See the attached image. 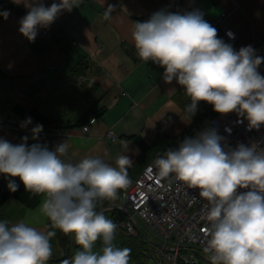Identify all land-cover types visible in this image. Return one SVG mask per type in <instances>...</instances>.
<instances>
[{
	"label": "clouds",
	"instance_id": "1",
	"mask_svg": "<svg viewBox=\"0 0 264 264\" xmlns=\"http://www.w3.org/2000/svg\"><path fill=\"white\" fill-rule=\"evenodd\" d=\"M28 9L19 32L34 41L38 29H47L63 11L79 7L82 0H59L45 6L43 0H12ZM9 12L0 11L7 19ZM229 38L234 33L227 32ZM132 39L140 60L164 68L163 79L183 86L191 119L200 101L220 114L235 113L247 120L248 130L264 126V57L252 45L234 49L218 36L217 29L199 9L183 13L158 10L133 26ZM243 123V120H239ZM32 124L27 117L21 128ZM43 130L29 131L35 140ZM231 132L230 128L225 129ZM19 144L0 138V174L10 192L19 177L27 192L44 194L41 212L64 234H73L79 248L64 264H130L131 249L115 243L117 224L100 207L114 202L131 184L128 169L133 160L119 155L114 165L101 155H86L73 163L63 159L67 141L49 150L46 145ZM225 137L214 127L177 146L155 160L160 178H171L190 190L198 189L191 202L204 201L207 221L204 253L210 264H264V144L225 146ZM53 230H41L24 220L0 219V264H48L54 250ZM97 241L100 249L95 250Z\"/></svg>",
	"mask_w": 264,
	"mask_h": 264
},
{
	"label": "crops",
	"instance_id": "2",
	"mask_svg": "<svg viewBox=\"0 0 264 264\" xmlns=\"http://www.w3.org/2000/svg\"><path fill=\"white\" fill-rule=\"evenodd\" d=\"M53 2L59 0H43L45 6ZM161 9L174 13L199 9L209 23L226 12L238 39L233 42L221 29H217L218 36L236 50L252 45L264 57V0H82L79 7L63 11L47 29H38L34 41L19 32V21L28 11L24 4L0 0V11L9 12L7 19L0 16V114L19 122L32 118L27 128L20 123L0 125V138L19 144L27 136L28 145L40 143L49 150L67 141L68 154L62 158L73 163L92 154L114 165L119 155L126 154L136 174L155 151L165 153L175 146L172 140L197 131L199 120L214 111L212 106L200 101L189 123L185 106L190 97L183 86L175 79L165 82L163 67L140 60L132 39L134 24ZM44 30L50 35L44 36ZM259 70L263 75L264 63ZM83 85L95 86L94 92L86 94ZM96 103L102 114L88 117ZM87 122L91 127L84 132ZM37 123L47 136L39 134L34 140L29 130ZM109 130L119 139L112 141ZM160 134L169 140L153 150ZM12 179L22 184L19 177ZM6 185L0 174V186L8 190ZM44 200L43 194L31 207L11 197L1 212L11 222L24 220L41 230L55 231L50 261L64 264L79 245L73 234L62 233L43 215ZM106 215L110 218L112 212ZM100 247L97 241L95 250ZM130 264L140 263L132 258Z\"/></svg>",
	"mask_w": 264,
	"mask_h": 264
},
{
	"label": "built area",
	"instance_id": "3",
	"mask_svg": "<svg viewBox=\"0 0 264 264\" xmlns=\"http://www.w3.org/2000/svg\"><path fill=\"white\" fill-rule=\"evenodd\" d=\"M210 24L223 30L226 36L231 30L234 38L227 37L233 42L237 41L238 33L230 26L226 12ZM43 34L50 35L47 30H44ZM73 44H76V41H73ZM239 120H243V123H239ZM18 123L20 122L17 119L0 114V125L13 127ZM90 125V122L83 125L84 132H89ZM197 127L193 136L206 128L214 127L218 134L225 137V146L230 148H235L238 143L264 144V126L259 130H248L247 120L235 113L211 112L199 120ZM226 127L231 129L230 133L225 131ZM39 134L47 136L44 130ZM108 135L112 141L119 139L113 130H109ZM164 154L149 161L122 192L121 197L126 201V205L119 204L117 209L123 211L126 216H118L116 224L124 233L144 236L149 245L145 254L154 259L156 264H210L207 254L203 251L208 226L202 214L204 201L191 202L192 195L198 196V189L188 190L174 179L159 177L154 162ZM138 219L159 242L146 236L139 227Z\"/></svg>",
	"mask_w": 264,
	"mask_h": 264
},
{
	"label": "trees",
	"instance_id": "4",
	"mask_svg": "<svg viewBox=\"0 0 264 264\" xmlns=\"http://www.w3.org/2000/svg\"><path fill=\"white\" fill-rule=\"evenodd\" d=\"M59 37V35L55 34V36L53 37L54 39H57ZM51 47V45L48 46V48ZM75 72L77 74L81 73V69L80 68H75L74 69ZM83 90L86 92V94L90 95L94 92L95 90V86L90 88L87 85H83ZM103 109H101L98 106V103L94 104L91 106V110L89 113L88 117H92L95 115H101L102 114ZM215 112V111H213ZM195 132H192L188 135H183L180 138H177L175 140H172L173 143L175 144V146H177V144L183 140L185 137H192ZM167 140L166 142H168V138L166 139L164 136H161V134L156 138V140L153 143V147L155 150V147L157 145H160L162 143H165L164 141ZM174 146V147H175ZM166 147V146H165ZM162 151V150H160ZM163 154L162 152H157L156 151L147 159H145L140 167V169L137 171L136 174H134L133 169L130 168V170H128V174L131 178V182L133 179H135L139 173L141 172V170L144 168V166L153 158L159 156ZM123 192V191H122ZM122 192L119 194V196H121ZM43 194H38V195H33L30 192H27L24 188L23 182L22 184L18 187L16 192H9L8 190L4 189L3 187L0 186V219H6L1 210L2 207L4 206V204L8 201V199H10L11 197L17 198L18 200H20L21 202H23L24 204L34 207L36 206L39 202L40 199L42 197ZM110 202L109 201H104L101 205V207L103 206H107ZM100 207V208H101ZM104 214L106 215V212H104ZM120 215H125L123 211L118 210V209H114L112 212V215L110 217V219H112L115 223H116V219L118 216ZM107 216V215H106ZM100 243V242H99ZM115 243L118 246L121 247H127L131 249V257L134 258L136 261H138L140 264H146L147 261L150 259V257H148L145 252L149 249V245L145 240V237L142 235H129L127 233H124L123 231H121L118 227H117V231H116V240ZM48 264H57V262L55 261H49ZM183 264V263H181Z\"/></svg>",
	"mask_w": 264,
	"mask_h": 264
},
{
	"label": "rangeland",
	"instance_id": "5",
	"mask_svg": "<svg viewBox=\"0 0 264 264\" xmlns=\"http://www.w3.org/2000/svg\"><path fill=\"white\" fill-rule=\"evenodd\" d=\"M113 203V202H112ZM114 203H119V204H124V205H126L125 203H126V201L121 197V196H119L118 197V199L116 200V202H114ZM113 203V204H114ZM111 212H113V210L112 211H108V214L109 215H111ZM123 216V218H125V216L126 215H122ZM138 224H139V227L142 229V231L146 234V236L147 237H149V238H151V240H153V241H156V242H159L154 236H153V234L146 228V226L144 225V223L140 220V219H138ZM148 262H154V260L152 259V258H150L149 260H148Z\"/></svg>",
	"mask_w": 264,
	"mask_h": 264
},
{
	"label": "water",
	"instance_id": "6",
	"mask_svg": "<svg viewBox=\"0 0 264 264\" xmlns=\"http://www.w3.org/2000/svg\"><path fill=\"white\" fill-rule=\"evenodd\" d=\"M118 206L116 204H111V205H108V206H103L100 208L101 211L103 212H106V211H109V210H113V209H116Z\"/></svg>",
	"mask_w": 264,
	"mask_h": 264
}]
</instances>
